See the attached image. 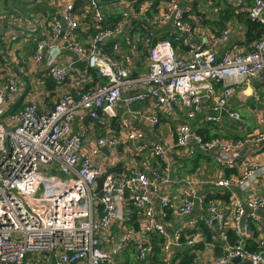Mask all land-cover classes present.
Wrapping results in <instances>:
<instances>
[{
    "label": "built area",
    "instance_id": "obj_1",
    "mask_svg": "<svg viewBox=\"0 0 264 264\" xmlns=\"http://www.w3.org/2000/svg\"><path fill=\"white\" fill-rule=\"evenodd\" d=\"M62 1L36 35L1 46L0 264H130L133 252L179 264L190 251L196 264H264V35L219 54L230 31L195 26L181 0H119L121 16L89 0L95 31L80 39L90 25ZM229 1L264 26V0ZM167 25L173 39L157 33ZM17 39L34 43L42 84L60 91L47 109L21 83ZM247 109L258 123L240 136L203 133L225 119L245 128Z\"/></svg>",
    "mask_w": 264,
    "mask_h": 264
},
{
    "label": "crops",
    "instance_id": "obj_2",
    "mask_svg": "<svg viewBox=\"0 0 264 264\" xmlns=\"http://www.w3.org/2000/svg\"><path fill=\"white\" fill-rule=\"evenodd\" d=\"M19 2L25 3L30 9H32V13L29 15H25L21 12L18 7H15L13 2L14 0H0V10L4 12H8L14 15V22L7 23L0 21V43L1 46L3 44V37L8 32H16L24 35H36L39 32V23L43 22V20L48 17L50 14H53L59 10H62L64 7V2L62 0H56V4L52 5L48 3V0H42L39 2H26L24 0H18ZM61 1V2H60ZM184 3L190 4L192 13L188 18H193L192 22L195 26L199 28H203L206 31L214 32L216 34H220L223 30L228 29L230 31L229 39L226 43L215 44V49L217 53L221 54L226 47L231 46L233 49L240 50L242 52H248L253 48V43L257 40H250L248 37V17L247 15H243V13L235 12L231 5L229 4V0H181ZM59 2V3H58ZM58 3V4H57ZM89 4V0H76V7L78 11V15L85 19V22L90 25L88 27L83 23V28H87V31H82V37L79 36L80 39H84L85 35H88L95 30L92 29V21L88 16V13L84 10V8ZM98 4L100 8L106 12L107 14L117 13L118 16H121L124 13L126 8L125 3L123 1L117 0H98ZM226 9L230 10L231 15H226ZM82 20V21H83ZM190 21V20H189ZM261 25V24H260ZM263 27V35H264V26ZM13 30V31H10ZM131 30L135 33V27L131 28ZM129 31V30H128ZM131 32V31H130ZM157 33L160 38H169L173 39L172 35H174L175 31L173 30L171 25H167L166 27H160L157 30ZM132 37L134 34L132 33ZM26 38V37H25ZM27 39V38H26ZM259 39V38H258ZM28 41H20L15 46V55H17L13 60L17 66V70L21 75V83L24 82L28 84L29 88L37 89V93L41 94L39 96V100L41 101V106L43 109H47L50 106L51 102H55L60 95V91L57 90L56 85L52 79L46 81L45 84H42L43 81V70L45 71L46 63L44 61L35 62L33 59V52L35 50L34 43L31 42L30 46L25 47V43ZM175 48L177 52L183 55L188 51V47L186 45L182 46L178 41L174 40ZM23 51V59L20 56V52ZM0 50V56H1ZM74 53L67 51L64 55V59L71 58L73 59ZM26 58V59H25ZM25 62V64H23ZM79 69V68H78ZM94 83L96 85L100 84L101 81L95 80ZM76 84V83H73ZM71 86V83L68 84ZM217 87H221V82H216ZM255 87H259V83H255ZM19 103V101H18ZM136 105V104H135ZM259 110L260 117H264V103L259 104L257 106ZM248 110V109H247ZM247 112V111H246ZM247 119L246 127L235 125L232 121H227L225 119V127L226 130L220 129L221 126L218 127L217 130H210V128H206L203 133H213L226 137H238L242 134L241 130L245 131L250 129V127H254L256 123H258V116L253 113V111L248 110L247 115L245 116ZM221 132V133H219ZM200 257V256H199ZM125 258L129 259L130 264H139L136 260L135 256H132V253H125ZM179 262H182L185 258L184 256H178ZM194 257L192 258V261ZM201 261V257L200 260ZM206 264H209L207 261ZM229 264H247L240 260H234Z\"/></svg>",
    "mask_w": 264,
    "mask_h": 264
},
{
    "label": "rangeland",
    "instance_id": "obj_3",
    "mask_svg": "<svg viewBox=\"0 0 264 264\" xmlns=\"http://www.w3.org/2000/svg\"><path fill=\"white\" fill-rule=\"evenodd\" d=\"M13 4H14V6L15 7H18L20 10H21V12L23 13V14H25V15H29V14H31L32 13V9H30L25 3H22V2H19L18 0H14V2H13ZM125 6H126V3H125ZM10 31H13V30H10ZM15 32H16V30H14ZM14 32H8L6 35H4V37H3V43H6V44H8V42H9V39H10V36L13 34ZM27 36H28V34L27 35H24V36H22V37H26L27 38ZM21 40L20 39H17V40H15V41H12V43H13V47H15L16 46V44H18L19 42H20ZM31 45V42L30 41H28V42H26L25 43V47H27V46H30ZM1 43H0V50H1ZM17 56V55H16ZM20 56L22 57V59H23V51H21L20 52ZM26 59V58H25ZM23 64H25V62L23 63ZM143 105V103H138L137 105H135V106H133V107H140V106H142ZM121 110V113H120V118L124 115V114H127L126 113V109L125 108H121L120 109ZM243 114L244 115H247V112L246 111H244L243 112ZM162 115H164V116H168L166 113H164V112H162ZM219 133H221V132H219ZM191 253H193L192 251H190L189 252V255H191V256H193L194 257V260H193V264H196V262H198L199 260H200V257L198 256V255H194V254H191ZM123 254H124V251H123ZM132 256H134V252L132 253ZM192 257V258H193ZM207 258L208 259H210V254H207Z\"/></svg>",
    "mask_w": 264,
    "mask_h": 264
},
{
    "label": "trees",
    "instance_id": "obj_4",
    "mask_svg": "<svg viewBox=\"0 0 264 264\" xmlns=\"http://www.w3.org/2000/svg\"><path fill=\"white\" fill-rule=\"evenodd\" d=\"M226 15H231L230 10L226 9ZM243 15H245V13H243ZM193 18H189L190 22H192ZM193 23V22H192ZM248 37L250 40H256L258 38H261L263 36V27L256 21H252L251 19L248 18ZM102 181V179H101ZM247 248H249V244L247 246ZM255 249V248H254ZM192 261V257H185V259L180 262L179 264H189ZM154 263L155 260H154Z\"/></svg>",
    "mask_w": 264,
    "mask_h": 264
},
{
    "label": "water",
    "instance_id": "obj_5",
    "mask_svg": "<svg viewBox=\"0 0 264 264\" xmlns=\"http://www.w3.org/2000/svg\"><path fill=\"white\" fill-rule=\"evenodd\" d=\"M81 65V63H78V66ZM235 260H238V259H235Z\"/></svg>",
    "mask_w": 264,
    "mask_h": 264
}]
</instances>
